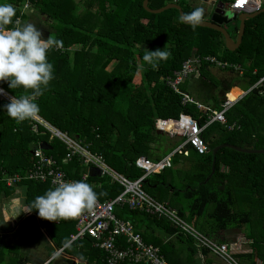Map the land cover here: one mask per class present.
I'll list each match as a JSON object with an SVG mask.
<instances>
[{
    "label": "trees",
    "instance_id": "trees-1",
    "mask_svg": "<svg viewBox=\"0 0 264 264\" xmlns=\"http://www.w3.org/2000/svg\"><path fill=\"white\" fill-rule=\"evenodd\" d=\"M142 2L33 0L31 8L22 13L23 0H0L3 28L10 29L21 16L20 31L28 11L46 17L54 30L45 39L50 47L45 51L38 49L32 64L22 59L12 43L0 42V89L21 103L30 100L36 115L72 139L88 145L113 171L134 181L144 174L135 166L137 158L159 162L176 149L159 141L165 140L166 135L157 133L155 120L176 119L186 113L195 118L199 126L204 125L203 113L193 105L182 106L179 96L162 78L172 75L191 56H214L222 63L240 67L242 74L236 73L234 79L241 82L237 85L241 90L249 92L225 114L227 123H235L239 129L228 131L219 123L207 126L201 135L207 153L199 155L190 146H184L187 154H174L172 166L146 176L142 189L154 200L167 202L186 222L217 243L229 246L228 232L239 230L248 241L251 253L234 258L239 264H256V260L264 264V153H243L230 147L213 153L223 144L264 150V81L249 90L264 77V12L245 20L241 44L230 52L219 32L183 24L175 9L148 13ZM167 3L178 4L189 21L204 20L191 0H148V7L159 9ZM226 30L235 39L238 22L231 30ZM56 45L65 50L55 51ZM207 67L210 65L200 67L199 75L217 87L218 82H212L215 78ZM224 70L234 72L232 68ZM138 75L140 81L135 85L132 81ZM189 80L182 90L205 105L220 108L222 100L218 101L213 92L204 97L194 96L193 92L198 93L199 88L196 85L191 89ZM202 84H205L203 80ZM240 93L238 89L230 97L236 98ZM183 141L180 138L178 146ZM36 146L52 156L69 178L79 179L87 170L76 159L62 163L65 145L59 139H50L47 133L32 134L28 120L0 97V198L14 192V187L6 186L1 173L24 174L33 161ZM156 150L162 151L155 155ZM175 167H178L177 175L182 176L177 187L167 174ZM89 175L85 189L100 201L112 199L123 190L109 178L100 177L95 169H90ZM207 177H210L208 181ZM20 185L25 186L26 206L37 216L56 248L65 247L69 252L74 246H85L86 254L94 252L104 257L100 249L92 247L94 240L87 235L68 245L71 235L76 233L75 209L79 201L73 190L31 181ZM45 205L49 207L46 211L43 210ZM255 208L257 213L252 212ZM114 212L121 219L144 222L148 230L157 228L165 235L177 234L196 250L209 253L198 249L192 239L180 234L164 219L126 208ZM255 214L259 217L257 221L253 219ZM135 227L145 243L160 249L167 264H177L172 259V249L147 230L141 232ZM2 241L0 263L4 254ZM81 256L79 258L85 257L90 263L88 255Z\"/></svg>",
    "mask_w": 264,
    "mask_h": 264
},
{
    "label": "built area",
    "instance_id": "built-area-1",
    "mask_svg": "<svg viewBox=\"0 0 264 264\" xmlns=\"http://www.w3.org/2000/svg\"><path fill=\"white\" fill-rule=\"evenodd\" d=\"M33 0H23L22 13L31 8ZM204 4L217 7L222 4L223 9L227 8L231 13L252 14L259 12L264 5V0H197ZM21 16L17 17L10 29L0 26V42H10L19 51L22 59L28 64L34 61L33 52L35 49L47 50L50 45L46 41H39L32 44L25 41L19 31ZM55 51H64L61 45L54 47ZM214 66L216 68H232L238 73L241 68L222 63L214 56H191L185 59L180 68L167 77L162 78L164 84L180 98L182 106L193 105L205 117L204 125L199 126L198 121L186 113L179 114L176 119H157L155 129L164 133L170 138L179 137L184 139L183 143L172 153L159 162H153L145 157L135 160V166L141 169L144 174L142 177L130 181L128 178L111 169L104 158L90 151L89 146L81 141H76L66 133L56 129L51 124L36 115L29 104L30 100L21 103L2 89L0 97L6 100L12 110L18 111L21 117L28 120L30 131L34 135L47 133L49 138L59 139L66 149L62 163H71L74 159L81 162L86 168V172L80 175L79 179L67 177L61 170L58 162L48 156L41 146H36L33 150V161L24 174H8L2 172V179L7 187H14L20 181H31L37 183H49L52 188H64L73 190L78 196L79 201L75 209L76 233L71 236V240L82 239L85 235L94 240L93 246L100 249L103 254L105 264H167L162 256L160 249L152 244L144 242L142 235L136 230L135 224L130 220H125L115 215V209H128L138 211L156 219H164L174 226L180 234L192 239L198 249H203L220 258L225 264H239L234 258L235 253L225 243H217L201 232L196 230L191 224L179 216L178 212L167 203L154 200L142 189V181L150 174L160 173L165 168L172 166L171 158L174 154L187 153L183 150L184 146H190L197 154L202 155L208 152L205 141L202 138L203 130L213 124L219 123L225 126L228 131L239 127L235 124H228L225 114L238 101L229 100L227 94L222 99L219 109L204 105L197 101L188 92L182 90L185 82L195 76H199L202 66ZM264 81L261 78L253 87ZM168 123L172 127L168 128ZM95 169L100 177H107L111 182L119 184L123 190L116 197L100 201L85 189L84 183L89 178V170ZM123 245V246H122ZM44 264V263H43Z\"/></svg>",
    "mask_w": 264,
    "mask_h": 264
},
{
    "label": "crops",
    "instance_id": "crops-1",
    "mask_svg": "<svg viewBox=\"0 0 264 264\" xmlns=\"http://www.w3.org/2000/svg\"><path fill=\"white\" fill-rule=\"evenodd\" d=\"M228 25L225 26V29L228 28ZM206 69L211 76L218 79H216V81H219L222 84V91L220 93V96H223V98H225L226 94L229 95V92L233 88H237L241 91L240 95L236 97V99L240 97L238 100H240L247 92H249L241 90L237 86L239 85L238 83L241 82L237 79H234L235 76L237 77L238 74V76H240L242 73H238L236 71L230 73L226 72L222 68H216L214 66L207 67ZM226 78L228 79L226 80ZM194 79H200L205 82L204 86H201L202 91L206 90V88L210 90L212 88H215V85H212L208 79L205 80L204 78H202L201 75L195 76ZM195 82L198 83L197 85H203L202 83H200L202 81H193V83ZM252 87L249 90H251ZM223 98H219L218 101H221ZM179 146H177L176 148H178ZM10 196V199H12L10 205L4 204V200L8 196H2L0 198V240H3L2 242L4 244L2 247L4 250V254L1 257L0 264H8L10 262H13V264H104L103 257H101V255H97L94 252L86 254L87 249L85 246H74L69 250V252L65 251V247L61 249L56 248L53 245L48 234H46L44 228L40 225L37 216L35 214H32V212L26 206L25 186H21L20 190H14L13 194H11ZM21 196L24 197V201H20L22 198ZM48 208L49 207L45 205L43 207V210L46 211ZM56 223V225H59L58 221ZM134 224L135 226L140 228L141 232L147 230L149 234H152V236L161 241V243L165 247L172 249V259L177 264H192L193 260L197 261V264H225L221 259L209 253L196 250L193 244L191 245L185 239L178 238L177 234L165 235L157 228L148 230L149 227L147 226V224H144V222H135ZM230 236L231 238H234H230L228 244L230 248L234 246L233 251L235 255L251 253L250 246L248 245V241L245 237H243L239 233H235L234 236L230 234ZM39 241L41 243H39ZM71 241L72 240H70L68 245L71 243ZM184 243H186L187 245H185ZM81 255H88L87 258H89L90 263L85 259V257H83L84 259L79 258L82 257ZM256 264H261V262L259 260H256Z\"/></svg>",
    "mask_w": 264,
    "mask_h": 264
},
{
    "label": "rangeland",
    "instance_id": "rangeland-1",
    "mask_svg": "<svg viewBox=\"0 0 264 264\" xmlns=\"http://www.w3.org/2000/svg\"><path fill=\"white\" fill-rule=\"evenodd\" d=\"M191 2L193 4V6L195 7V9L197 10V13H199L204 18V20H208L210 18L211 14L213 13V11L215 10V6H212L210 4H204V3H201L200 1H197V0H191ZM263 7H264V5H263ZM223 12H224L225 15L232 14L227 8L223 9ZM25 15L27 16L26 17L27 19H24V22L21 25V29H20V32H22V34H23L22 38L25 41H28V42H30V43L35 45L39 41H43L44 42L45 39L47 37H49V35H51L54 32V30L50 27V24H49L50 22H47L46 17H40L39 14L37 15V14H34V13L30 14V13H28V11L26 12ZM234 24H236V21H233L232 24H229L228 25V29L231 30L232 25H234ZM36 51H38V49L34 50L33 55H35ZM214 78L215 79H211L213 83H215V80L217 79L216 77H214ZM227 79L228 78H226V80ZM196 80L197 81H202L200 79H194V78L192 80L191 79L189 80L188 85L191 86V89H194L195 86L198 84L197 82L193 83V81H196ZM222 80H225V79H222ZM139 81H140V78H139V75H138V76H135V78L133 79L132 82H133V84L138 85ZM217 82H218V86L215 87V88H212L211 90L206 88V90L202 91L201 85H198L199 89H197V90L195 89L198 93L193 92V95L196 96V94H197V95H201V97H204L210 91V93L213 92L214 95H217L219 98H223V96H220V93L222 91V84L219 81H217ZM200 83H202V82H200ZM211 87H212V85H211ZM236 90H238V89L237 88H233L229 92V96L232 95ZM189 92L192 94L190 89H189ZM157 133L164 134V133H160V132H157ZM164 138H166V139L163 140V141H162V139H159V141L162 142L163 144H167V145L169 144L173 148H176L178 146V143L180 142V138L179 137L170 138L168 136H165ZM161 148H162V146H161ZM160 151H162V150H160ZM160 151L156 150L154 152L155 155L160 154ZM178 166L179 167L183 166V163L180 162L178 164ZM177 168L178 167H175L172 171L167 173L168 174V178H170V177L172 178L170 180H173L175 187L180 186L181 178H182V176L180 174L179 175L181 177H179V175H177L176 170H175ZM23 182H24V180H22L19 183H17V185L14 186L15 187L14 190L15 191L16 190H20V187H21L20 184H22ZM10 198H11V196L10 197H6L5 200H4V204L10 205V203L12 202V199H10ZM20 201H24V197H22ZM245 210H247V209H245ZM254 211L257 213V209L256 208H255V210L254 209L252 210L253 213H255ZM253 219H256V221L259 220L258 215L255 214ZM2 229H4V228H2ZM238 232H239V230L233 231L234 234L238 233ZM228 233H229V235L231 234V235L234 236L232 231L231 232L229 231ZM230 238H231V236H230ZM233 238H231V239H233ZM39 243H41V242L39 241ZM184 244L187 245L186 243H184ZM233 247L234 246H232V248H230V250L233 251V249H234ZM192 264H197V261L193 260Z\"/></svg>",
    "mask_w": 264,
    "mask_h": 264
},
{
    "label": "water",
    "instance_id": "water-1",
    "mask_svg": "<svg viewBox=\"0 0 264 264\" xmlns=\"http://www.w3.org/2000/svg\"><path fill=\"white\" fill-rule=\"evenodd\" d=\"M142 7L145 11L151 14H159L169 9L177 10L179 17L183 24L189 25V26L207 28V29H211V30L219 32L223 37L225 48L230 52H234L241 44L242 36L244 34L245 20L255 18L259 14L264 12V7H263L259 12L252 13V14L232 13L229 15H225L221 9L222 4L218 3L217 7L215 8V10L213 11V13L211 14L208 20L189 21L187 17L184 15L181 7L176 3H167L165 6L159 9H150L148 7V0H143ZM233 21L238 22V31H237V35L235 39L231 38L228 31L225 29V26L232 23ZM223 147H230L232 149H235L243 153H255V154L264 153V150H247V149H241L239 147L232 146V145H226V144L217 146L213 150V153H215L218 149L223 148ZM213 172H214V166H212V173ZM209 178L210 177H207L206 181H208ZM205 182H203V184Z\"/></svg>",
    "mask_w": 264,
    "mask_h": 264
},
{
    "label": "bare ground",
    "instance_id": "bare-ground-1",
    "mask_svg": "<svg viewBox=\"0 0 264 264\" xmlns=\"http://www.w3.org/2000/svg\"><path fill=\"white\" fill-rule=\"evenodd\" d=\"M227 97L229 98V100H231V101H234L236 98H231V97H229V95L227 94ZM168 125V128H171L172 127V123H168L167 124Z\"/></svg>",
    "mask_w": 264,
    "mask_h": 264
},
{
    "label": "clouds",
    "instance_id": "clouds-1",
    "mask_svg": "<svg viewBox=\"0 0 264 264\" xmlns=\"http://www.w3.org/2000/svg\"><path fill=\"white\" fill-rule=\"evenodd\" d=\"M158 132V131H157Z\"/></svg>",
    "mask_w": 264,
    "mask_h": 264
}]
</instances>
